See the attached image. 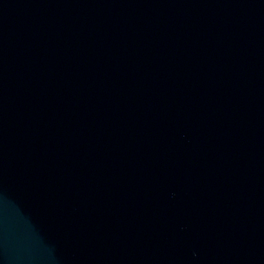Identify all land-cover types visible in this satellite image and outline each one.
I'll use <instances>...</instances> for the list:
<instances>
[{"label": "water", "instance_id": "water-1", "mask_svg": "<svg viewBox=\"0 0 264 264\" xmlns=\"http://www.w3.org/2000/svg\"><path fill=\"white\" fill-rule=\"evenodd\" d=\"M0 264H264V0H0Z\"/></svg>", "mask_w": 264, "mask_h": 264}]
</instances>
